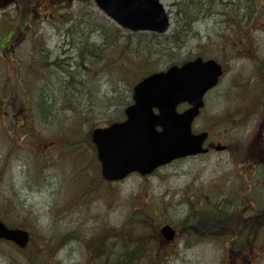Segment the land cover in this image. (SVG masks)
Segmentation results:
<instances>
[{
  "label": "rangeland",
  "instance_id": "1",
  "mask_svg": "<svg viewBox=\"0 0 264 264\" xmlns=\"http://www.w3.org/2000/svg\"><path fill=\"white\" fill-rule=\"evenodd\" d=\"M54 1L58 4L56 7L64 10L65 15L74 14L75 19L81 18L78 16L80 14L79 0ZM160 1L170 18L171 28L167 35H171L179 29L181 17L178 16L177 4L184 0ZM261 4L264 9V0L261 1ZM217 10L218 8H215V13ZM92 12L106 18L96 5ZM260 14L256 17V22L264 21V14ZM233 15L234 13L231 14V16ZM228 20L227 15H216L196 23L185 49L179 52V56L181 59H186L188 56L194 58L203 51L209 58H219L220 63L226 67V75L218 88L207 96L205 108L201 117L195 122L193 129L198 131L209 128L213 133V139L223 138L225 143L229 145V152L213 153L205 157L180 161L159 170L149 178L131 176L126 181L115 184L117 187L115 192L118 196L111 203H108L110 196L101 191L100 195L95 192L89 201L86 196L78 195L85 186L91 188L96 182L101 189H110L100 182L98 176L93 182L90 177L84 181L87 178L84 168H89L91 173L97 171V160L95 162L92 159L95 154L90 142L86 140V135L91 129L104 128L109 126L111 122L123 120L124 108L131 102L132 86L135 85L136 80L131 75L127 79H121L122 71L118 76L108 74V71L103 66L101 67V62L97 63L98 65L96 64L95 67L85 65L80 69L78 76L84 75V77L79 78L78 85L80 88L77 91H74V88H72L73 91H68L67 87L61 84L63 81L59 74H54L50 79L49 87L52 92V104H54L51 113L53 125L49 137L52 138L53 146L57 141L64 146V148H57L54 151L62 154L67 152L64 145L67 136H64V131L59 130V128H69L71 122H73V127L69 130H71L72 136L76 141H82L81 151L84 152V157L79 159V168L83 171H79L81 174L75 182V186L79 184L78 188L74 189L73 186L68 193L65 192L66 184L63 183L62 185L59 179V175L62 173L61 167L59 170L46 173L47 182L43 191L34 190L35 185L20 172L14 171L4 177L0 176V216L2 219L19 225L23 220L22 217H27L33 222V232L35 233L39 230L31 218L34 215L37 217V220L34 219L38 227L40 225L46 226L48 234L52 236V241L48 243L45 240H36L35 246H38L36 243L38 242L40 246L50 247L53 250L52 245L55 244V238L58 237L63 241L64 245L55 244L58 249L54 251L55 258L52 255L49 256V264H232V260L227 258L229 253L227 246L231 238L234 237L233 240H235L244 235H249L251 239L257 235V241L254 246V259L249 262H241V264H264V226L253 227L250 224L254 225V223L248 220V215L244 214L250 208L249 205L252 207L264 206V190L260 182L257 181L255 185L249 181L247 188L244 179L241 178V175L245 176L244 173L248 174L250 169L252 172L260 171L259 168L264 169V155L260 159L252 158L243 162L240 161L242 159L241 152H249V147L253 145L257 130L262 124L257 113L258 108L255 114L250 117L245 116L244 108L255 107V102L252 99L253 93L252 91L247 93V89L251 88L252 90L249 85L253 80V75H255L256 67L264 69V62H255L253 55H250L255 52L260 59H264V23L248 27L254 32L255 42H252L245 40L243 31L232 27L228 24ZM81 24V34H84L86 39L90 38L88 40L89 45L96 43L95 37L91 35V28L86 26V23L83 24L82 22ZM69 26L68 21V25L64 27L66 32ZM257 27L259 29L256 31ZM49 34L52 37V46L61 42L57 33L50 31ZM64 40L69 44L70 35L64 37ZM96 44L98 45V43ZM91 69H93L92 73L88 71ZM75 81L77 80L75 79ZM74 83V80L71 81V84ZM256 94H258L261 103L264 104V86L260 84ZM183 109L185 107H181L180 111ZM218 118L220 121H214ZM65 122L68 125H63ZM58 123L63 127L54 126ZM260 146L264 149V140ZM252 161H255L256 164L260 162L261 165L256 169L250 168V165L253 164L250 163ZM65 163L69 164L67 161ZM244 164L246 165L245 168ZM59 165L65 171L70 170V166L63 162H59ZM260 178V176L256 177L258 180ZM262 178L264 180V177ZM58 191L64 194L61 199L56 195ZM232 191H235L233 196L235 200H232ZM195 194H198L205 201L206 197L204 196L207 194L210 204H207V201L204 202L213 214L234 211L229 212L232 216H226L222 221L219 217L214 218L210 212H204L203 218L201 217L203 228L201 218H199L200 225L197 222L199 213L194 210L192 203L188 200L189 197L194 198ZM3 196L13 200L15 206L10 208L11 212H6L2 207L6 204L2 203ZM100 196L104 198V201ZM249 197L256 198L257 202H248ZM142 205H145L146 213L147 210L151 213L147 216L148 220L151 217H156L157 211V219L162 218V221L160 220V223L154 228L155 230L160 233V226L169 224L177 230L178 234L172 246L161 245L156 242L149 243L152 245V249L145 253L146 256L140 260V263L138 260L131 262H128L127 259L121 260L119 257H122L123 253H120V250H114L108 255L99 257L97 247H100L103 242H112L109 233H103L102 237H99L100 234L96 236L97 232L95 231L93 234H86V239H84L82 236L79 237L82 235V231H76L77 226H83L80 222L85 217L86 211H92V208V213L96 212L102 218L101 220L100 218L90 219L96 224L105 222V226L118 228L125 223L138 219L140 223L138 207ZM203 206L202 203H199V207ZM212 218H214L213 221ZM94 222L89 227H95ZM32 225L27 223L25 227L32 230ZM104 225H100L99 232L105 228ZM144 226L148 229L150 227L147 222ZM136 230L138 229L132 231L136 232ZM194 230L196 232L201 231L200 235L196 234ZM223 234H230L227 244L226 240L221 242V239L217 238ZM36 235L40 236L38 232ZM88 239L91 240L90 242L93 241L94 246L96 242L98 243L95 249L88 247L90 242L86 243L85 241ZM86 247L90 252H87ZM1 249L0 245V256ZM7 249L14 253L10 246H7ZM88 253H91V256ZM233 263L235 264L234 257Z\"/></svg>",
  "mask_w": 264,
  "mask_h": 264
},
{
  "label": "flooded vegetation",
  "instance_id": "2",
  "mask_svg": "<svg viewBox=\"0 0 264 264\" xmlns=\"http://www.w3.org/2000/svg\"><path fill=\"white\" fill-rule=\"evenodd\" d=\"M68 18L69 15H65L63 9L53 7L48 0H0V176L4 177L14 171L20 172L28 177V181L35 185L34 190L37 191H43L47 182L46 173L59 170L61 167L60 183L66 184L64 190L68 193L73 186L74 189L78 188L79 184L75 186V182L83 171L79 168V159L84 157V152L81 151L82 141H76L73 136L67 137L65 141L67 152L62 154L54 150L64 146L59 141L53 146L52 138L49 137L53 125L49 81L54 74L65 70L62 66H67V62L72 60L74 54L75 40L69 44L64 42V37L68 35L64 29ZM70 22L72 31L73 21ZM50 31L57 33L61 42L52 46ZM80 69L77 67V74ZM258 80L264 86V70ZM252 97L254 99V95ZM254 105L255 107L244 108L245 116L255 114L256 101ZM257 113L262 124L257 130L253 145L249 147V152H241L242 162L246 159H260L264 154L260 151V145L264 140V109L262 113L259 111ZM63 125L68 124L65 122ZM63 125L54 124L58 128ZM70 127H73V122ZM221 146H226V151H218ZM228 147L223 138L213 139L209 136L205 143L208 150L205 156L227 153ZM92 159L96 162V155L94 158L92 156ZM53 160L55 162H52ZM66 161L69 164L65 163ZM59 162L69 165L70 170L65 171ZM253 164L252 168H258V162L256 166ZM84 172L87 177L84 181L90 177L93 182L97 174H100V169L97 168V171L91 173L89 168H84ZM258 173L259 171H253L252 178L248 180L253 185L256 181L260 182L256 179ZM109 191L110 189L108 193ZM95 192L100 195V186L97 182L91 188L85 186L78 195L86 196L89 201ZM204 197L209 203L207 194ZM197 199L196 195L192 198L193 201ZM204 201L203 198L199 199V203L206 205ZM2 203H6L4 206L8 208L15 206L13 200L6 196H3ZM244 214L248 215V220L254 223V227L261 222L264 223V218L261 217L264 213L259 205L247 209ZM256 237L257 235L251 239L248 235L246 238L238 239L237 242L241 244L235 249L227 246L229 251L227 258L232 260V264L233 257L235 264L254 259Z\"/></svg>",
  "mask_w": 264,
  "mask_h": 264
},
{
  "label": "water",
  "instance_id": "3",
  "mask_svg": "<svg viewBox=\"0 0 264 264\" xmlns=\"http://www.w3.org/2000/svg\"><path fill=\"white\" fill-rule=\"evenodd\" d=\"M95 3L121 29L165 34L170 28L160 0ZM222 75L223 68L215 60L198 58L155 73L136 85L134 104L125 110L127 121L93 132L104 178L122 181L135 172L148 176L175 160L205 153L202 146L208 134L194 135L192 124L204 107L206 94L218 85ZM182 104L190 108L178 113ZM162 236L173 241L175 231L166 226ZM0 239L24 248L29 235L23 230H9L0 222Z\"/></svg>",
  "mask_w": 264,
  "mask_h": 264
},
{
  "label": "trees",
  "instance_id": "4",
  "mask_svg": "<svg viewBox=\"0 0 264 264\" xmlns=\"http://www.w3.org/2000/svg\"><path fill=\"white\" fill-rule=\"evenodd\" d=\"M261 1L262 0H184L182 3L177 4L178 16L181 17L179 29L171 35H158L123 31L117 28L108 19L94 14L92 11L95 5L92 0H79L80 6L78 8L80 14L78 16L82 18L83 24L86 23V26L91 28V35L95 37V41L99 46L96 43L89 45L88 40L90 38L86 39L84 34L79 33L76 39H74L75 45L72 60L67 62V66H62L65 68L64 71L61 73L58 72L63 81L61 84L67 87L68 91H73L72 88H74V91H77V89L80 88L78 85L79 78L81 79L84 77V75L78 76L76 71L77 67L82 68V66L84 67L85 65L95 67L99 62H101V67L103 66L106 71H108V74L118 76L120 71H122L121 79H127L129 75H131L137 83L153 72L161 71V69H166L169 66L180 65L191 60L193 58L192 56L181 59L179 52L185 49L194 25L200 23L204 19L210 18V15L215 14V8H218V13L224 14L228 12L229 14H227V16L229 19L235 18L236 11L243 10L244 27L243 30L241 27L239 31H243V35H246V39L253 41L252 33L254 32L248 27L251 25L256 26V17L260 16V13H263ZM233 13L234 15L231 16ZM234 23L238 24V22ZM198 56H206V53L201 51L197 57ZM85 69V71H87V68ZM88 71L92 73L93 69ZM54 72H56L55 68ZM75 79L77 81H75ZM73 80L75 83L71 84ZM229 212H223L225 217L232 216ZM142 213L143 214L140 216V223L138 219L137 221L125 223L114 229V231L117 230L116 240H119L122 244L120 253H123V256L119 257L121 260L127 259L128 262L138 260L140 263V260L146 256L145 253H148V249L151 248L149 243L156 242L161 245L165 244L159 231L154 229L158 224L151 222L152 219L158 216V211L156 212L157 216L151 217L150 220H148L147 216L151 213H146L145 209L142 210ZM199 216H202V213ZM216 216L221 219L222 213ZM145 222L150 225L149 229L144 226ZM261 226H264V223H261L260 227ZM202 227L204 228L203 225ZM133 229L138 230L134 232L132 231ZM198 233H201V231H198ZM102 235L103 233H101L99 237H102ZM113 244V241L110 242V244L103 242L100 247H97L99 257L104 254L105 249L103 250V245H106V252L110 254L113 251L111 249ZM57 245H62L61 239L57 242ZM97 245V242L95 246L92 242L88 247H93V249H95ZM57 247L58 246H55L53 248V258H55L54 251L58 249ZM118 248L120 249V247ZM22 255L25 257V260L23 263L18 264L50 263L49 256L51 253H47L45 247L35 246L34 243L27 252L19 251V254L15 256L23 257Z\"/></svg>",
  "mask_w": 264,
  "mask_h": 264
},
{
  "label": "bare ground",
  "instance_id": "5",
  "mask_svg": "<svg viewBox=\"0 0 264 264\" xmlns=\"http://www.w3.org/2000/svg\"><path fill=\"white\" fill-rule=\"evenodd\" d=\"M227 14H229V13L227 12V13L223 14V13L216 12L215 14L210 15V18L214 17L216 15L224 16V15H227ZM235 14H236V16H235L234 19H229L228 20V24L233 23V22H242V21H244V11L243 10H240L238 12L236 11ZM56 195H57V197H60V199L62 198V196L64 197V194L61 191H58L56 193ZM38 214H40V213H38ZM111 223L113 224L114 222H111ZM41 227H44V230L47 231L46 226L40 225V227H38V228L40 229ZM116 236H117V230L113 231V233L109 237L114 243L112 245V248H111L113 251L114 250H121V246H122L121 242L119 240H116ZM82 237L84 239H86L85 235H83ZM107 244H110V242L107 243ZM105 246L106 245H103V250L105 249L103 256L108 255V253L106 252L107 249L105 248ZM118 247H120V249ZM1 248H2L1 249L2 253H1V262H0V264H18V263H23V261L25 260V257L23 255H22L23 257H17L15 255H13L11 252H9L7 247L5 249V246H1ZM86 250H87V252H90L87 247H86Z\"/></svg>",
  "mask_w": 264,
  "mask_h": 264
}]
</instances>
